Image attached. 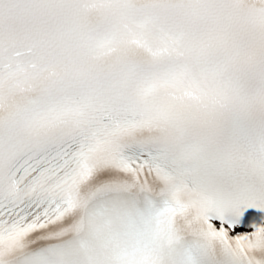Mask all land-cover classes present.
Returning <instances> with one entry per match:
<instances>
[{
    "label": "snow or ice",
    "instance_id": "snow-or-ice-1",
    "mask_svg": "<svg viewBox=\"0 0 264 264\" xmlns=\"http://www.w3.org/2000/svg\"><path fill=\"white\" fill-rule=\"evenodd\" d=\"M0 264H264V0H0Z\"/></svg>",
    "mask_w": 264,
    "mask_h": 264
}]
</instances>
